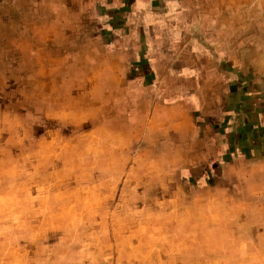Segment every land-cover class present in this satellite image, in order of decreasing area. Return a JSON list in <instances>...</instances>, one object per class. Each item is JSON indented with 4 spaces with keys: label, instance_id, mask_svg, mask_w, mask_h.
<instances>
[{
    "label": "rangeland",
    "instance_id": "374dc122",
    "mask_svg": "<svg viewBox=\"0 0 264 264\" xmlns=\"http://www.w3.org/2000/svg\"><path fill=\"white\" fill-rule=\"evenodd\" d=\"M124 1L0 0V264H253L227 257L264 238L200 192L219 169L202 133L157 126L131 80L145 59L127 52L140 25ZM181 10L264 98V0Z\"/></svg>",
    "mask_w": 264,
    "mask_h": 264
},
{
    "label": "crops",
    "instance_id": "0c3cea01",
    "mask_svg": "<svg viewBox=\"0 0 264 264\" xmlns=\"http://www.w3.org/2000/svg\"><path fill=\"white\" fill-rule=\"evenodd\" d=\"M126 2L119 6H129V22L140 25V30L126 35L131 47L127 52L144 58L148 69L141 71L144 64H133L139 71L131 80L151 92L144 103L153 107L156 125L171 133L187 132L193 140L202 133V144L211 153L209 163L216 161L219 169L213 179L217 187L200 192L218 198L214 206L220 211L235 212L231 222L245 219L236 228L257 230L256 236L264 238V98L237 82L235 70L211 62L208 50L191 33L181 10L184 0ZM142 35L144 48L135 41ZM216 253L222 251L218 248ZM229 255L230 260L264 264V247Z\"/></svg>",
    "mask_w": 264,
    "mask_h": 264
}]
</instances>
